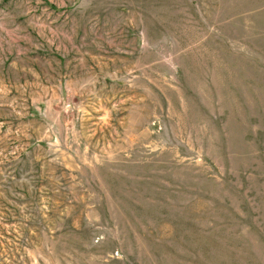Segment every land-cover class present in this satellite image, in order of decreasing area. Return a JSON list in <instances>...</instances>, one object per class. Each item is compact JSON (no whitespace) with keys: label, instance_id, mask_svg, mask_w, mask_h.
Returning a JSON list of instances; mask_svg holds the SVG:
<instances>
[{"label":"rangeland","instance_id":"1","mask_svg":"<svg viewBox=\"0 0 264 264\" xmlns=\"http://www.w3.org/2000/svg\"><path fill=\"white\" fill-rule=\"evenodd\" d=\"M0 264H264V0H0Z\"/></svg>","mask_w":264,"mask_h":264}]
</instances>
